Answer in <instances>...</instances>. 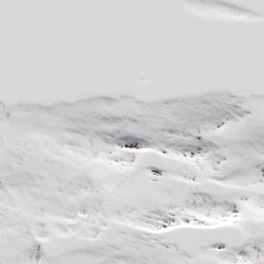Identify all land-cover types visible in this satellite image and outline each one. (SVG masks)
Wrapping results in <instances>:
<instances>
[{
	"label": "snow or ice",
	"instance_id": "1",
	"mask_svg": "<svg viewBox=\"0 0 264 264\" xmlns=\"http://www.w3.org/2000/svg\"><path fill=\"white\" fill-rule=\"evenodd\" d=\"M0 264H264V0H0Z\"/></svg>",
	"mask_w": 264,
	"mask_h": 264
}]
</instances>
